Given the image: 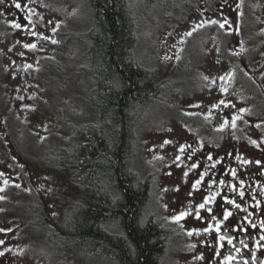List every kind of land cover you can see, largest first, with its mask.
Wrapping results in <instances>:
<instances>
[{"label": "rangeland", "instance_id": "obj_1", "mask_svg": "<svg viewBox=\"0 0 264 264\" xmlns=\"http://www.w3.org/2000/svg\"><path fill=\"white\" fill-rule=\"evenodd\" d=\"M195 1L130 0L137 14L134 56L140 63L153 66L158 59L156 50L164 47L165 32L171 33L169 28L174 30L187 21L188 7ZM244 1L255 10L259 22L254 26L255 35L244 37L240 44L250 50L264 49V0ZM17 3L26 21L40 31L14 26L9 8ZM91 25L86 0H0V264H116L94 252L61 254L29 223L36 199L32 188L46 198L47 184L56 182L46 171L48 150L69 143L71 125L97 121L83 97L89 88L88 78L78 73L87 63L85 45L60 37ZM185 39L184 49L191 56L199 50L201 60L195 62L193 78L184 72L181 96L200 88L196 97L212 98L220 86L219 65H225L223 50L232 47V40L211 25ZM191 61L182 60L181 67L191 66ZM206 107L152 103L150 114L136 127L132 165L139 176H151L145 212L159 216L170 230L160 264H193L199 252L196 235L184 229L179 182L172 172L174 154L185 135L180 131L184 118L205 112Z\"/></svg>", "mask_w": 264, "mask_h": 264}, {"label": "trees", "instance_id": "obj_2", "mask_svg": "<svg viewBox=\"0 0 264 264\" xmlns=\"http://www.w3.org/2000/svg\"><path fill=\"white\" fill-rule=\"evenodd\" d=\"M92 25L60 35L85 45L84 100L97 121L71 125L67 145L48 150L53 185L36 199L29 223L50 248L88 251L116 264H160L170 233L145 212L151 176H139L132 158L140 114L159 83L156 68L134 56L137 14L130 0H86ZM19 154V153H18ZM112 218L117 227L109 228Z\"/></svg>", "mask_w": 264, "mask_h": 264}, {"label": "flooded vegetation", "instance_id": "obj_3", "mask_svg": "<svg viewBox=\"0 0 264 264\" xmlns=\"http://www.w3.org/2000/svg\"><path fill=\"white\" fill-rule=\"evenodd\" d=\"M9 10L16 24L38 31L17 7L10 4ZM187 14L186 22L165 32L164 47L156 50L158 59L150 68L159 70L162 83L138 120L150 114L152 103L207 106L205 112L186 115L180 130L185 135L173 157L184 229L198 241L193 264H264V49L240 44L255 35L259 19L244 0H198ZM207 25L232 40L223 50L225 65H219L220 86L212 98L196 97L200 88L181 96L184 72L193 78L201 60L199 50L191 56L184 49L185 38ZM189 58L191 66L182 68L181 61ZM225 212L231 215L225 218ZM108 222L109 228L117 227L112 218Z\"/></svg>", "mask_w": 264, "mask_h": 264}, {"label": "snow or ice", "instance_id": "obj_4", "mask_svg": "<svg viewBox=\"0 0 264 264\" xmlns=\"http://www.w3.org/2000/svg\"><path fill=\"white\" fill-rule=\"evenodd\" d=\"M21 5L19 4V3H17L16 4V7L17 8H19ZM15 27H21V25L20 24H15L14 25ZM222 27H223V25H221ZM191 33H189V35H190ZM26 47H35V45H25ZM243 111V110H242ZM254 143V142H253ZM181 150H183V149H181ZM211 158V157H210ZM257 163H259V161L257 162ZM194 167H195V165H194ZM6 183V182H5ZM199 183V181H197V184ZM194 187H195V185H194ZM241 195H243V193H241ZM3 197H0V199H2ZM229 203H234V201H229ZM200 207L201 208H203L204 207V205L203 204H201L200 205ZM237 207H239V205H237ZM224 215H225V218H227L229 215H231V213H229V212H225L224 213ZM0 231H3V229H0ZM222 239H223V237H222ZM3 243V241H0V244H2ZM229 243H231V240H229ZM0 255H3V253H0Z\"/></svg>", "mask_w": 264, "mask_h": 264}]
</instances>
